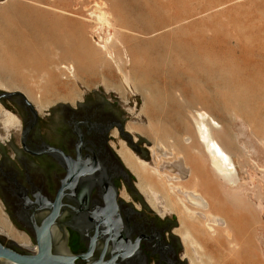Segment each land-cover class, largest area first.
Instances as JSON below:
<instances>
[{"label":"rangeland","instance_id":"rangeland-1","mask_svg":"<svg viewBox=\"0 0 264 264\" xmlns=\"http://www.w3.org/2000/svg\"><path fill=\"white\" fill-rule=\"evenodd\" d=\"M83 37L87 41L83 40L84 46L79 50L85 56L80 61L84 67L80 73L74 53ZM85 41L96 49L97 55L87 53ZM224 41L228 44L226 55L216 54L208 59L194 52L193 43L202 47L212 43L219 51ZM242 46L245 52L240 51ZM132 56L138 60L137 68L147 65L152 85L160 87L161 100L151 102L161 113L154 117L161 122L160 127L169 125L168 120L180 127L188 124L197 140L189 113L204 112L215 121L216 125H212L216 138L237 169V183L232 187L240 190L246 199L240 240L227 238L230 229L225 223L221 225L224 227L215 226V231L209 232L205 217L196 215L189 219L194 226L200 225L207 231L208 236L197 238L193 233L197 245L185 243L179 236L184 260L188 258V264H226L229 260L236 263V252L243 249L252 260L250 264H264V86H261L264 72L257 75L259 80L252 82L249 76L253 67L245 64V58L264 64V0H0V78L14 80L8 82L12 87L9 91L23 92L34 106L40 100L48 101L49 109L42 114L58 104L74 107L87 94L102 88L106 96L114 94L127 114L128 125L149 128L150 106L144 96L151 93L148 89L140 93L134 88L133 80L137 81L133 76ZM99 60L102 62L98 63ZM9 61L13 63L10 68L4 66ZM0 108L4 111L1 104ZM144 139L151 144L145 143L149 161L125 147L148 164L153 177L162 180L157 171L162 172L178 178L173 183L183 189L195 188L202 193L191 181L189 157L193 155L201 167L205 165L203 168L213 171L203 145L198 143L188 154L174 143L176 135ZM153 145L158 147V162L152 158ZM163 151L172 156L163 157ZM178 156L184 157L183 166ZM135 178L138 188L139 179ZM140 189L150 194L149 185ZM123 194L126 195L124 191ZM172 195L168 200L160 197V201L143 197L153 213L162 218L176 217L175 233H178L182 223L171 208L173 201L182 205L177 192ZM202 195L209 203L205 191ZM126 198L129 200L128 195ZM190 208L212 213L206 203L201 209ZM220 234L225 246L218 242Z\"/></svg>","mask_w":264,"mask_h":264},{"label":"flooded vegetation","instance_id":"flooded-vegetation-1","mask_svg":"<svg viewBox=\"0 0 264 264\" xmlns=\"http://www.w3.org/2000/svg\"><path fill=\"white\" fill-rule=\"evenodd\" d=\"M1 105L18 121L14 129L0 125V211L5 229L36 249L38 237L49 234L55 254L75 258L74 264H188L175 234L178 223L153 213L118 153L124 143L147 158L145 142L134 136V143L126 142L128 117L111 99L93 96L46 114L36 107L33 113L18 97ZM79 155L99 170L100 181L111 182L116 201L98 187L87 201L73 193L72 167L66 158L76 160ZM94 206L100 212L97 221L87 215ZM97 223L107 234L97 238L89 261L83 260L79 257L88 255ZM3 237V248L8 240L16 242ZM140 237V260L126 259V249L135 247ZM15 244L19 252L20 244Z\"/></svg>","mask_w":264,"mask_h":264},{"label":"bare ground","instance_id":"bare-ground-1","mask_svg":"<svg viewBox=\"0 0 264 264\" xmlns=\"http://www.w3.org/2000/svg\"><path fill=\"white\" fill-rule=\"evenodd\" d=\"M85 37H83L81 42H78L79 48L75 49L76 54L73 52L74 55H76V57H77L76 59L79 60V64H80V61L85 57L84 54H82L81 51H79V50H81V47L84 46L82 43H83V40H86ZM86 41L84 42V44H86ZM86 45H87L86 48H88V52H87L88 54H89V52L92 55L98 54V53H96V49H94V47L90 46L88 42ZM222 45L224 48L222 47ZM193 46L196 49L194 51L196 55H204L208 59L211 56L213 57L216 54L226 55V51H227L226 49L228 48L227 41L222 42L219 51H216L213 48L212 43L204 45V47H202L199 44L193 43ZM198 46H201V47L198 48ZM240 51L245 52V48H243V46H242ZM132 60H134L132 62L133 76L135 77L134 79H136V81H137V82H135L133 80L134 88L140 93H143L146 89H148L151 93L149 97L144 96L145 102H147L148 105L150 106V110H149L150 113L149 114L151 115V123H150L149 128H145L142 125L129 124L127 126V131L131 134L136 135V136L139 135L140 137H143V138H145V136H148L150 139H154V140L166 139V138H170V137L176 135V139L174 140V143L176 144V146L179 149L184 150V152H187L188 154H190L191 151L197 147V144L200 143L201 145H203L205 147L206 152L208 153V155L210 157L211 167L213 169V171H209L206 169V167L203 168L205 165H202V167H201L198 160L196 159V157H194L193 155H190L189 164H190V167L192 169V180L191 181L194 182L193 184L195 187L199 186V188H201L199 190H202V193H199V191L195 188L194 189L192 188L193 190H191V189L185 190L182 187H180V185L173 183V181L177 180L178 178L157 171L159 178H162V180L158 181V179L153 177L151 175V173L149 172L150 170L148 169V164L141 161L139 158H137L134 154H132L133 152L131 153L130 151H128L124 144H121V150L118 153H119L121 159L123 160L125 166L132 172V174L134 176L138 177L139 185H140L138 188L140 189L141 186L143 187L145 185L150 186V190H149L150 194L148 193V191H145V190L142 191L140 189L142 194L147 196V197L146 196L145 197L148 200L160 201L159 200L160 197H164L165 199L168 200V199H171L173 197V195H172L173 193L177 192L178 199H179V202L181 203L182 207H180L177 203H175V201H173L172 202L173 206L171 205L172 206L171 210L173 211L172 213H175L178 215V217L180 218V222L182 223L181 224V230L178 231V233L177 232L176 233L178 234V236L181 237L183 242H185V243L190 242L192 244H196L194 241L195 237H193V235H195V236L197 235V238L200 235L208 236L207 231H203L204 229L202 230L199 227L200 225L194 226L195 224H192L189 222V219H192V217H194L196 215L197 216H203L206 218V221H207L206 225H207L209 232L210 231L214 232L215 226L220 227L221 225H223V223H225V225H227V228L230 229L227 231V238H231V236H232L233 238L235 237V239L240 240L242 238L241 237V232H242L241 225H242V220H243V217H242L243 210H244L243 208H245L247 205L244 203V201L246 199L243 197L240 190H237L236 188L232 187L233 185H236V183H237V179H238L237 178V176H238L237 175L238 174L237 169H236L234 162L232 161L230 154L226 151V149L223 147V145H221V143L216 138V133L214 131L215 127L213 129V125L214 126L216 125L215 121L213 119H211L208 114H206L204 112H199V111L194 110L196 112H190L189 113V114H191L193 123H194L196 131H197V136H198L197 140L195 139V137L192 133V130L188 124H186L184 127H180V126H177L175 124L172 125V123L168 120L167 124H169V125H167V126L163 125L165 128H162V126L160 127L161 122H158L157 120H155L154 117L156 116V114L160 115L161 113H160V111L158 112L157 110H155V106H153L151 104V102L153 100L154 101L155 100L156 101L161 100L160 99L161 93L158 91V89L160 87L156 88L152 85L153 81H151L149 74L147 72V68H145V66H147V65H144V66L141 65L140 68H137L136 63L138 62V60L135 59V56H132L131 61ZM101 62L102 61H100V60L98 61V63H101ZM260 62L261 61L255 60L253 58H245L246 67H249V66L253 67V69H252L253 73L249 71L250 74H252V76H249V79L252 82H255L257 78H258L257 80H259V76H257V75L260 74L261 72H264V64H260ZM98 63H97V65H98ZM103 63H104V65H107V63H105V62H103ZM4 66H8L10 68V66H13V63L11 61H9V62H7V64H4ZM83 69H84V67L81 64L79 67H77V70L80 73L83 71ZM243 71H245V70H243ZM260 76H262V75H260ZM158 81L160 82L161 80L159 79ZM8 82H14V80H12L11 78L10 79L8 78L4 81V79L0 78V89L10 90L12 87H10L11 85L10 86L8 85ZM243 82L246 83V77L243 78ZM127 83H129V82H127ZM247 84H249V83H247ZM262 84H264V83H262ZM258 85H259V82H258ZM261 86H264V85H261ZM28 99L30 100L29 97H28ZM37 104L38 105L35 104V107L38 109V111L40 113L45 111L50 105V103L48 101H45V100H40L37 102ZM160 117H162V115ZM161 119L163 120V118H161ZM180 124H182V123H180ZM0 125L4 128V130H9V129H12L13 127H16V126L18 127V121L12 115L2 111V109L0 108ZM241 128H243V127H241ZM181 134H184V135L180 136ZM183 144H185V145H183ZM150 151L152 152V156H153L152 158L158 162V159H160V157L157 156V151H158L157 145H153L150 148ZM164 151H166V150H164ZM167 152H164L163 157L165 156V154H166V156H169L172 154V153L169 154L170 152L169 153H167ZM183 154H185V153H183ZM179 155H181V154H179ZM176 157H177V155H176ZM183 158L184 157H182V156H180V157L178 156V159H180V162L184 161ZM174 161H172V162H174ZM176 161H178V160H176ZM180 162H178V163H180ZM169 163H170V161H169ZM181 165L183 166L184 164H182V162H181ZM175 166H177V165H175ZM156 167H157V165H156ZM186 168H188V166ZM181 170H182V168H181ZM204 191L206 193V196L210 200L209 203L206 202V199H204V197L202 195ZM204 203L208 204V206L211 207L212 213H209V214L206 213L205 214V213H203V211L202 212L200 210L194 211L190 208V206H192V207L201 209L203 207ZM5 227H6L5 223L3 222L2 216L0 215V235L6 237L8 239L16 241L17 243L20 244L19 246L21 248H23L27 251H30V252L36 251V248H34L26 239L16 236L10 229H5ZM221 227H224V226H221ZM232 227H235L236 230L233 231ZM232 231L234 232L233 234H232ZM217 236H218V240H219L218 242L220 243V245L225 246L223 244L224 240H221V238H220L221 234L217 235ZM209 237H211V236H209ZM243 243H241L242 246L244 245ZM193 248H194V246H193ZM203 248H205V247H203ZM191 249H192V247H191ZM195 252H196V250H195ZM195 252H194V254H195ZM236 253L238 254L237 255L238 257L235 258V259H237V262L235 263V261L229 260V262L226 264H250L252 262V260H249L247 255L245 256L243 249H242V251L239 249ZM198 260H199V258H198ZM215 262H216V260H215ZM191 263L195 264L193 262H191Z\"/></svg>","mask_w":264,"mask_h":264},{"label":"water","instance_id":"water-1","mask_svg":"<svg viewBox=\"0 0 264 264\" xmlns=\"http://www.w3.org/2000/svg\"><path fill=\"white\" fill-rule=\"evenodd\" d=\"M93 96L111 99L116 104V106H118V108L121 110V113L127 116V114L122 110L119 102L114 98V94L111 93L109 96H106L102 88H99L98 91H93L87 94L85 99L93 98ZM14 97L20 98L22 102L27 107H29L31 111H33V113L35 114L37 113L34 104L28 99V97L23 92L0 89V104H3V100H11ZM59 106L69 107L70 105L58 104L56 107L52 109H55ZM120 130L124 131V129H120ZM125 136L127 138L126 142L129 143V140L132 141L133 143L135 142L133 135L129 133L128 131H126V129H125ZM137 139L141 140L142 142H145L148 146H151V144L147 140L140 137L139 135H137ZM133 146L134 145L129 146V147L133 152H135L133 149ZM144 151L146 152L147 158H142V157L141 158L144 159L145 161H149L150 160L149 152L145 148H144ZM66 161L67 163H69V166L72 167V181L71 182H72V188H73L74 194H78V196L80 197L82 196L81 199H83L84 201H87V199H89V197L91 196L92 189L94 187H98V189H100V193H102L103 192L102 189H104L106 190V192L113 194L114 200L116 201V195H117L116 189L113 187L110 181H106V180L105 182L100 181L102 179L101 178L102 176L97 175L99 170L93 169L91 167L92 164L90 162H86L84 159H82L80 155L78 156L76 160L66 158ZM87 169H89V171ZM122 173L125 174V171L123 170ZM85 178H90V180L92 179V181L86 180ZM137 193L139 192L137 191ZM78 211H82V210L79 209ZM87 215L90 218H92L94 221L95 220L97 221L100 217L99 209L94 206L93 209H90V211L87 212ZM166 218L177 222L176 217L173 215L170 217H166ZM94 231H95V236L93 237V242L89 247L88 255H82L79 257L83 260H87L91 256V253L94 252L95 250L94 244L97 238H99V236L102 234L104 235L107 234V233H102L100 231L99 223L96 224ZM141 240L143 239H141L140 237L135 247L126 249L125 251L126 259L133 258L134 256H136L135 258H138L137 261L140 260L139 256L141 254V250H140ZM3 241H6L4 237H3ZM1 244L2 243L0 242V264H74V260H75V258H67L65 256H59L55 254L54 248L52 246V239L49 234H47L45 238H42L41 236L38 237L39 245L35 252L27 251L21 247H19V252H18L14 250V247H17V245L14 242L9 241V240L5 248H3ZM116 250H119V248ZM185 262H187V259L185 260ZM94 264H101V263L97 262Z\"/></svg>","mask_w":264,"mask_h":264}]
</instances>
